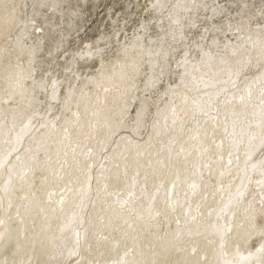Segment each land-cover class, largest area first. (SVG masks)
Returning a JSON list of instances; mask_svg holds the SVG:
<instances>
[{"label":"clouds","instance_id":"clouds-1","mask_svg":"<svg viewBox=\"0 0 264 264\" xmlns=\"http://www.w3.org/2000/svg\"><path fill=\"white\" fill-rule=\"evenodd\" d=\"M0 264H264V0H0Z\"/></svg>","mask_w":264,"mask_h":264}]
</instances>
